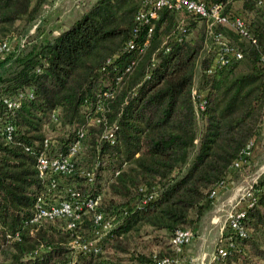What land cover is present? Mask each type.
<instances>
[{
	"label": "trees",
	"instance_id": "obj_1",
	"mask_svg": "<svg viewBox=\"0 0 264 264\" xmlns=\"http://www.w3.org/2000/svg\"><path fill=\"white\" fill-rule=\"evenodd\" d=\"M52 1L0 0V42L9 44L0 51V264L173 258L174 230L194 231L210 192L253 163L243 151L264 122V6L242 2L249 37L230 29L241 56L216 65V50L199 57L201 37L188 36V19L173 10L144 21L135 18L140 0H92L62 22L43 13ZM40 152L66 157L69 172L39 176ZM250 188L245 234L225 224L226 250L210 264H264V168ZM54 195L95 203L70 227L68 216L32 222L37 197ZM95 212L115 222L98 250L69 259ZM165 235L167 255L150 248Z\"/></svg>",
	"mask_w": 264,
	"mask_h": 264
},
{
	"label": "built area",
	"instance_id": "obj_2",
	"mask_svg": "<svg viewBox=\"0 0 264 264\" xmlns=\"http://www.w3.org/2000/svg\"><path fill=\"white\" fill-rule=\"evenodd\" d=\"M247 0H140L138 7L135 11V18L138 20L147 21L155 19L159 12L163 9L173 10L178 14L179 21H183L188 17H196L205 22V30L212 38V47L216 50L214 64L220 65L226 62L229 56L240 57L241 51L227 38L221 31L214 29V26H225L229 29L236 31L244 37H249L246 27V15L237 3H242ZM257 7L264 6V0H251ZM151 26L148 27L150 31ZM184 29V28H182ZM253 40V38H251ZM254 42V40H253ZM131 46V41L128 42ZM9 44L6 40L0 42V51L7 50ZM212 68H207L211 71ZM8 105H14L12 100H7ZM201 106V104H200ZM11 125L4 126V132L8 134ZM46 145L47 142H43ZM78 147V143L74 142L71 146V151ZM253 143L247 142L244 147V153L250 155L252 153ZM243 160V159H241ZM243 162V161H242ZM239 165V161H233L232 166ZM39 176H43L48 169L53 172L68 173L70 168L67 163L66 157L48 158L44 152H40L37 157L36 163ZM257 176V175H256ZM254 181V179L252 180ZM54 185V182H52ZM238 202L240 204L230 208L225 217V224L234 228L240 235L245 232L240 226V218L244 214V207L253 204L255 196L251 192L250 184L245 186L239 192ZM73 196L77 193L71 192ZM214 197L216 196L215 190L210 192ZM95 203V199L87 197L85 200L78 202L77 198L71 199H58L52 201H45L41 197H37L34 202V214L31 218L32 222L39 223L43 219H52L58 216H68L70 220L67 226L73 225V220L79 218V210L83 207L90 208ZM112 217H105L101 212H95L92 217V236L89 239H80L74 237L72 239L75 247L80 252L96 251L98 250V239L103 234H98L101 230L104 232L112 225ZM103 232V233H104ZM264 234V226H263ZM192 231L187 227L176 228L172 234V246L176 252H179L191 238ZM227 244L217 245V253L223 254L226 250ZM175 259L168 256L154 257L153 264H174Z\"/></svg>",
	"mask_w": 264,
	"mask_h": 264
},
{
	"label": "rangeland",
	"instance_id": "obj_3",
	"mask_svg": "<svg viewBox=\"0 0 264 264\" xmlns=\"http://www.w3.org/2000/svg\"><path fill=\"white\" fill-rule=\"evenodd\" d=\"M92 0H53L50 6L46 9H43V13H49L51 18H56L62 22H67L71 20L80 10V8L86 3ZM246 5H252L251 7H257L253 4L251 0L245 1ZM243 3H237L238 7H241ZM178 14L175 13V16ZM188 22L190 23L189 35L190 37L199 36L201 37V45L199 50L201 51L199 57L204 55L208 50L213 49L212 47V38L205 30V22L199 18L188 17ZM186 19V20H187ZM214 29L221 31L224 35L227 36L230 41L240 48L238 41L231 37V30L225 26H214ZM14 33L8 35L6 38L12 43L14 42ZM249 48V47H248ZM198 64L195 67V72L193 76V82L196 84L198 78ZM264 121V120H263ZM53 132L48 130L47 134L51 136ZM257 142H264V122L261 126L260 137ZM252 155V153H251ZM264 158L260 161L257 160V164H251V166L245 170L240 171V175L237 172V175L229 180V183L225 187H222L216 194L213 199L211 207L201 216L199 222L195 226V230L192 231V236L190 240L182 246L179 252H174L173 259H175L174 264H210L211 260L214 258V252L217 244H221L224 240L220 237L221 233L225 228V217L228 210L238 204L239 192L245 186L250 184L253 179L256 178V175L264 168ZM263 163V165H260ZM260 165V166H259ZM61 183H65L63 178H59ZM64 181V182H63ZM57 196H50L48 200L52 201L58 200ZM115 221L112 220L113 224ZM92 227V226H91ZM110 228V227H109ZM109 228L104 232L101 230L98 234H103L98 239V244L102 242V239L106 235ZM104 232V233H103ZM92 236L90 232L85 236V239H89ZM149 235H144V238H148ZM193 238V239H192ZM192 239V240H191ZM147 240V239H146ZM169 238L165 235L162 239V242L154 245L150 244V248L153 251H158L163 255L170 253V246L168 243ZM191 241V242H190ZM135 245V244H132ZM142 245V244H138ZM69 259H74L78 254V249L75 247L72 239L70 241L69 247ZM67 264V263H66Z\"/></svg>",
	"mask_w": 264,
	"mask_h": 264
},
{
	"label": "crops",
	"instance_id": "obj_4",
	"mask_svg": "<svg viewBox=\"0 0 264 264\" xmlns=\"http://www.w3.org/2000/svg\"><path fill=\"white\" fill-rule=\"evenodd\" d=\"M263 158H264V142H257V144L254 146L252 150V162L253 164H257V160L261 161ZM263 163H261L260 165H263Z\"/></svg>",
	"mask_w": 264,
	"mask_h": 264
}]
</instances>
